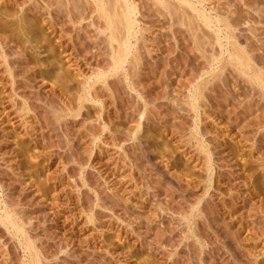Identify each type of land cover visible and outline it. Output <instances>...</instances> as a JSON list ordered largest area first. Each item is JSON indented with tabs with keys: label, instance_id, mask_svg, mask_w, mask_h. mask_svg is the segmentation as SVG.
Listing matches in <instances>:
<instances>
[{
	"label": "rangeland",
	"instance_id": "rangeland-1",
	"mask_svg": "<svg viewBox=\"0 0 264 264\" xmlns=\"http://www.w3.org/2000/svg\"><path fill=\"white\" fill-rule=\"evenodd\" d=\"M56 1L0 0V201L24 231L0 220V264H30L26 239L35 264H264V90L219 27L199 46L131 0L140 58L115 71L87 1L73 22ZM199 1L264 70V0Z\"/></svg>",
	"mask_w": 264,
	"mask_h": 264
},
{
	"label": "bare ground",
	"instance_id": "bare-ground-1",
	"mask_svg": "<svg viewBox=\"0 0 264 264\" xmlns=\"http://www.w3.org/2000/svg\"><path fill=\"white\" fill-rule=\"evenodd\" d=\"M70 1L71 0H61V1L59 0L56 1V3L59 2L61 3V5L64 6V8L67 11L65 13H67L68 18L73 22L72 19L73 12L69 8ZM86 1L87 4L85 5H88L89 13L87 14V16H85L86 14L84 13L85 15L80 19L79 22L81 23L83 20L89 19L90 21L87 22L89 27L90 26L91 28L94 27L95 31L99 32L98 34L106 35L107 42H109L108 44L110 45L112 68L116 71L120 67H123V64L125 63L126 59H128L131 56L132 58H134V60L140 58L138 57V55L136 56L132 52L133 39L138 40V32L140 30L137 29L138 20L136 17V7L135 5H133L131 0H86ZM158 1H161V3H164L166 5V8L170 12V15L173 16V19L175 17L174 21H176L177 19V23L178 21H180V24L182 23V25L187 26L189 34L193 38L192 40L196 42L199 46L201 42H203V44L204 42H206L205 33L201 34L202 29L204 30V28H202L203 27L202 25L208 27L209 29L214 28V26H218L219 28H217L218 30L216 29L217 30L215 33L216 36H214V38L216 37L215 41L218 42L221 45V47H223L222 42L227 43L226 52L228 53V59L226 60V63L228 62L236 65L240 73L251 77L256 82V84L262 90H264V70L258 67L257 62L248 53L247 49L244 46H241L238 34H236L235 32V30L237 29L236 27L237 25H235L231 20H229L230 18L229 19L215 18V20L212 19V17L206 12L205 9H201L198 7L197 3L200 2L199 0H196V2H194L195 0L194 1L158 0ZM44 2L46 5L41 6L42 8L41 11L45 10L50 18L51 16H53L52 14H54L52 8L54 3L52 2V0H44ZM24 8L25 7H23L22 10H25ZM95 15L97 18H95ZM76 16H75V21L78 20V18L76 19ZM50 20L52 19L50 18ZM1 44L2 42L0 40V45ZM202 46L203 45H201V47ZM131 62L132 61H130V63ZM137 64L138 63H134V67ZM197 93L198 92H196V94ZM0 220H2V222L7 227L9 226L15 227L19 232L24 233L23 228L14 219L13 215L9 213L8 209L6 207L3 208L1 201H0ZM24 241L27 250L32 255V259H30L31 261L29 263L30 264H35L36 262L41 263L42 259L40 258V255L38 254L35 246L32 244V241L29 239H26Z\"/></svg>",
	"mask_w": 264,
	"mask_h": 264
}]
</instances>
